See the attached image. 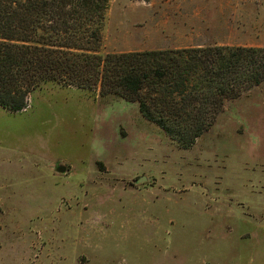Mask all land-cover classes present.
Here are the masks:
<instances>
[{
    "label": "rangeland",
    "instance_id": "rangeland-1",
    "mask_svg": "<svg viewBox=\"0 0 264 264\" xmlns=\"http://www.w3.org/2000/svg\"><path fill=\"white\" fill-rule=\"evenodd\" d=\"M207 46L264 48V0H108L97 54ZM99 93L0 108V264H264V83L189 149Z\"/></svg>",
    "mask_w": 264,
    "mask_h": 264
},
{
    "label": "trees",
    "instance_id": "trees-1",
    "mask_svg": "<svg viewBox=\"0 0 264 264\" xmlns=\"http://www.w3.org/2000/svg\"><path fill=\"white\" fill-rule=\"evenodd\" d=\"M108 0H0V108L16 113L46 84L138 105L182 149L228 100L264 83V48L207 46L97 54Z\"/></svg>",
    "mask_w": 264,
    "mask_h": 264
},
{
    "label": "water",
    "instance_id": "water-1",
    "mask_svg": "<svg viewBox=\"0 0 264 264\" xmlns=\"http://www.w3.org/2000/svg\"><path fill=\"white\" fill-rule=\"evenodd\" d=\"M56 172L57 173H60V174H63V173L66 172V168L65 167H62V166L57 167Z\"/></svg>",
    "mask_w": 264,
    "mask_h": 264
}]
</instances>
